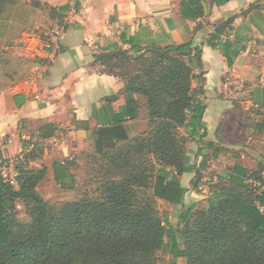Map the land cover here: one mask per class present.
I'll return each instance as SVG.
<instances>
[{
	"label": "trees",
	"instance_id": "16d2710c",
	"mask_svg": "<svg viewBox=\"0 0 264 264\" xmlns=\"http://www.w3.org/2000/svg\"><path fill=\"white\" fill-rule=\"evenodd\" d=\"M17 1L0 0V26L8 23L1 16L4 7ZM232 20L215 24L208 41L229 65L239 51L231 56L232 43L219 36ZM145 52L158 58L148 76L133 78L125 91L129 102L134 94L144 98L147 128L121 145L125 138L112 130L89 131L91 158L102 163L93 178L96 189L54 211L37 189L45 166L20 167L18 187L0 172V264H156L161 250L185 264H264V159L255 169L235 164L232 173L208 182L212 193L204 206L188 196L203 183L209 162L225 149L207 139V105L199 97L204 89L192 87L193 80L203 81L202 46L191 41L142 48L132 55L101 53L95 59L106 66L117 58L141 61ZM255 129L262 131L264 123ZM109 135L117 143H107ZM188 142L198 145L192 164ZM54 167L57 184L75 189L68 166L59 162ZM186 172L195 174L190 187L178 180ZM158 199L175 205L177 215L160 216ZM21 203L28 208L29 222L18 218Z\"/></svg>",
	"mask_w": 264,
	"mask_h": 264
},
{
	"label": "crops",
	"instance_id": "0c3cea01",
	"mask_svg": "<svg viewBox=\"0 0 264 264\" xmlns=\"http://www.w3.org/2000/svg\"><path fill=\"white\" fill-rule=\"evenodd\" d=\"M46 1L56 9L51 40L26 34L7 47V56L1 52V162L16 158L23 168L45 166L53 180L54 164L61 162L75 177L78 157H92L89 131L112 130L125 138L121 145L139 136L148 123L144 98L134 94L129 102L123 81L105 71L95 55L121 50L132 55L142 48L191 41L203 50V81L193 80L192 87L204 89L199 97L207 105V139L233 146L209 162L203 183L188 196L204 206L212 193L208 182L232 173L235 164L255 169L264 159V129H255L256 123H264V82L256 83L248 71L253 52L264 53V0ZM229 18L231 28L225 27L219 40L232 43L231 56L239 51L231 65L219 47L208 43L215 24ZM112 142L117 139L107 141ZM194 144L192 153L198 149ZM194 176L186 172L178 180L190 187ZM158 201L171 205L177 215L175 205Z\"/></svg>",
	"mask_w": 264,
	"mask_h": 264
},
{
	"label": "rangeland",
	"instance_id": "374dc122",
	"mask_svg": "<svg viewBox=\"0 0 264 264\" xmlns=\"http://www.w3.org/2000/svg\"><path fill=\"white\" fill-rule=\"evenodd\" d=\"M1 16L8 17L7 25L0 26V53L4 52L5 56H7L6 53L8 52L7 47L10 48L17 44L26 34L40 37L49 42L51 34L55 33L53 29H55L54 19H56V9L51 7L46 0H18L16 4L5 6ZM17 57L18 55L15 56V58ZM157 58V54L145 52L142 53L141 61L138 59L126 60L117 58L110 61L104 69L105 71L117 73L126 85L135 77H147L151 71L149 68ZM250 62L252 67H249L248 71L253 75L255 82H264V53L258 50L253 52V59ZM239 73L242 75V72L239 71ZM249 113L254 112L251 110ZM261 119H264V113L261 114ZM220 144H225V148L226 146H233L226 142ZM193 146H195L193 142H188V148ZM78 159L80 161L74 167V175L76 177L75 189L61 188L49 175H46L39 184V192L54 211H58L67 202L73 201L79 196L81 197L83 192V194H86L85 192L89 194L90 190L97 188V184L93 182V178L96 176V172L102 168V163L85 156H79ZM20 167L22 166L16 158L0 161V172L15 187H18L16 177L19 174ZM148 191L150 194L151 191ZM91 195V197L96 196ZM143 197L145 196L143 195ZM156 205L160 216H174L176 213L171 205L159 201H157ZM17 209L19 220L24 223L29 222L30 215L27 206L21 203L18 204ZM157 256L156 264H173L172 256L164 250L159 251Z\"/></svg>",
	"mask_w": 264,
	"mask_h": 264
},
{
	"label": "built area",
	"instance_id": "2783aa9c",
	"mask_svg": "<svg viewBox=\"0 0 264 264\" xmlns=\"http://www.w3.org/2000/svg\"><path fill=\"white\" fill-rule=\"evenodd\" d=\"M247 181H248L249 183L253 184V186L259 185V183H258L256 180H254L253 178H248Z\"/></svg>",
	"mask_w": 264,
	"mask_h": 264
}]
</instances>
